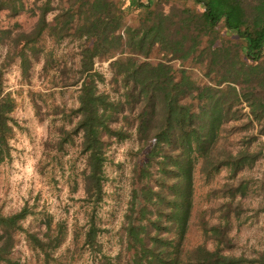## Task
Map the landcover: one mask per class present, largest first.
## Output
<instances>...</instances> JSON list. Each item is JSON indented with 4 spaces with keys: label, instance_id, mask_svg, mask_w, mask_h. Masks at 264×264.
I'll return each mask as SVG.
<instances>
[{
    "label": "trees",
    "instance_id": "obj_1",
    "mask_svg": "<svg viewBox=\"0 0 264 264\" xmlns=\"http://www.w3.org/2000/svg\"><path fill=\"white\" fill-rule=\"evenodd\" d=\"M192 1L204 10L186 0H130L141 11L128 21L129 12L116 0H42L31 9L37 19L30 29L18 21L0 25V42H7L0 59V166L10 157L16 125V101L4 87L6 68L17 58L26 75L46 38H84L76 121L72 130L63 128L62 142L72 134L81 136L87 191L101 194L113 141L130 137L134 130L149 150L143 168L148 179L142 187L144 203L139 222H134L133 209L126 226L132 255L124 264H264V249L254 259L225 251L233 245L227 223L204 226L202 243L183 245L196 162L209 175L222 167L237 173L256 159L246 149L233 151L219 144L225 124L242 118L244 103L250 122L258 121L264 131V0ZM27 9L24 0H0V13L5 10L9 18ZM221 22L241 41L227 38ZM114 57L110 66L121 89L117 97L98 88L101 74L94 68L97 58ZM196 66L201 67V79L193 76ZM153 175L155 184L149 183ZM26 214L25 207L8 215L0 211V264H21L11 252L19 220ZM30 237L42 246L34 234ZM87 239L95 240L94 226Z\"/></svg>",
    "mask_w": 264,
    "mask_h": 264
},
{
    "label": "rangeland",
    "instance_id": "obj_2",
    "mask_svg": "<svg viewBox=\"0 0 264 264\" xmlns=\"http://www.w3.org/2000/svg\"><path fill=\"white\" fill-rule=\"evenodd\" d=\"M24 1L28 9L15 18L7 17L5 10L0 13L1 26H12L16 21L25 29L34 25L37 16L31 9L35 1L42 0ZM116 1L129 12L128 21H134L141 11L130 0ZM186 4L204 10L192 0H186ZM54 14L49 13L48 18L52 20ZM219 28L227 38L241 41L223 22ZM84 41L76 37L59 42L46 38L26 75L17 58L5 70V90L16 101V125L10 138V157L0 166V211L8 215L24 207L27 210L19 220L21 227L15 231L16 243L11 252L21 264H124L132 255L127 247L126 226L133 209L134 222H139L144 203L142 187L148 180L143 174L148 146L142 145L134 130L130 137L113 141L107 150L99 195L86 188L81 136L72 134L62 142L63 128L72 130L76 121ZM6 43L0 42V59L7 52ZM116 57L97 58L94 64L101 74L96 79L98 88L114 97L121 90L110 66ZM180 63L173 61L176 66ZM193 76L202 78L201 67L193 69ZM248 111L244 103L242 118L225 124L219 144L233 151L246 149L257 157L237 173L222 167L206 175L201 163L196 162L185 248L205 240L204 226L222 222L227 223L233 243L226 252L254 259L264 249V131L258 121L250 122ZM149 183H156L155 175ZM93 226L95 240L89 241L87 233ZM30 234L40 239L42 246L35 244ZM208 242L212 247V241Z\"/></svg>",
    "mask_w": 264,
    "mask_h": 264
}]
</instances>
